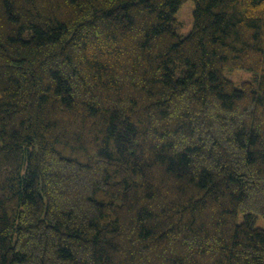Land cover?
I'll return each mask as SVG.
<instances>
[{"label": "trees", "instance_id": "trees-1", "mask_svg": "<svg viewBox=\"0 0 264 264\" xmlns=\"http://www.w3.org/2000/svg\"><path fill=\"white\" fill-rule=\"evenodd\" d=\"M0 264H264V0H0Z\"/></svg>", "mask_w": 264, "mask_h": 264}, {"label": "rangeland", "instance_id": "rangeland-1", "mask_svg": "<svg viewBox=\"0 0 264 264\" xmlns=\"http://www.w3.org/2000/svg\"><path fill=\"white\" fill-rule=\"evenodd\" d=\"M195 4L188 2L177 14L178 30L181 33L187 34L193 28V12ZM226 77L233 82L237 87H240L244 82L252 81L254 76L244 70H235L226 73Z\"/></svg>", "mask_w": 264, "mask_h": 264}]
</instances>
